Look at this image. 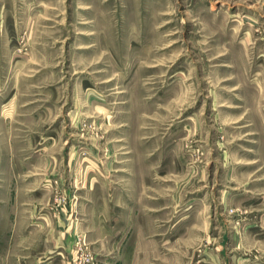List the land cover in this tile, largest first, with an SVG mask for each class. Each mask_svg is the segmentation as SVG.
Segmentation results:
<instances>
[{"label": "rangeland", "instance_id": "1", "mask_svg": "<svg viewBox=\"0 0 264 264\" xmlns=\"http://www.w3.org/2000/svg\"><path fill=\"white\" fill-rule=\"evenodd\" d=\"M2 203L0 258L264 264V0H0Z\"/></svg>", "mask_w": 264, "mask_h": 264}, {"label": "crops", "instance_id": "2", "mask_svg": "<svg viewBox=\"0 0 264 264\" xmlns=\"http://www.w3.org/2000/svg\"><path fill=\"white\" fill-rule=\"evenodd\" d=\"M128 204V203H127ZM6 204L4 203H2V204H0V206H3V207H6L5 206ZM129 205H131V204H129ZM93 206V205H92ZM145 206L147 207V206H150V205H148V204H146V202L144 203V202H140V209H142L143 207L145 208ZM103 207V205H99V208H102ZM129 206H126L125 207V205H124V207H123V209H125L126 210V208L127 209H129L128 208ZM151 207V206H150ZM97 207H95V209H96ZM98 208V209H99ZM29 209V208H28ZM130 210V209H129ZM147 211H148V208L146 209ZM16 221H15V224H14V222H12V225H13V227H14V225H15V228H13V230H11V236L13 235H18L16 238H14L13 236H12V238L10 237V240L13 242V241H16L17 239H19L20 241L19 242H21V241H27L28 240V238H31V233H28V235L25 237V235L23 234V229H22V231H19L18 229H16V226H19L18 224H17V219H15ZM95 220L96 221H98V222H101V221H103V219L100 217V215H96L95 216ZM173 226H175L174 224H172V227ZM49 231H47V229H46V232L50 235L51 234V232H50V227H49V229H48ZM16 232V233H15ZM127 234H132V228L130 227L129 228V231H127ZM141 241V243H142V240H140ZM140 252L142 251V249H143V247H142V245L140 244ZM48 249V248H47ZM135 250V249H134ZM144 250V249H143ZM136 251V250H135ZM25 251H23V253H24ZM33 252V251H32ZM31 251H30V249H28V251H27V253H26V255H25V253L24 254H22L21 255V257L20 256H13V255H3V257L2 258H0V264H7L8 263V258H14L17 262H21V260H23L22 261V263H25V261H26V263L27 264H33V262H34V259H35V253L33 254ZM132 252V248L130 249V253L129 254H126V256H125V261H124V263L123 264H129L128 263V258L131 256V253ZM145 253V252H144ZM25 255V256H24ZM27 258V259H24V258ZM126 261H127V263H126ZM10 262V261H9Z\"/></svg>", "mask_w": 264, "mask_h": 264}]
</instances>
